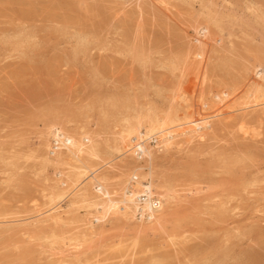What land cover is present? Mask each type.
<instances>
[{
	"label": "rangeland",
	"instance_id": "374dc122",
	"mask_svg": "<svg viewBox=\"0 0 264 264\" xmlns=\"http://www.w3.org/2000/svg\"><path fill=\"white\" fill-rule=\"evenodd\" d=\"M209 10L223 14V28ZM200 25L222 55L206 73L185 69L200 61L186 52ZM254 54L264 59V0H0V264H209L229 248L228 263L264 264V96L252 108L247 96L262 81ZM230 87L236 110L192 142L156 151V190L168 181L178 210L167 229L139 230L123 213L103 219L80 188L57 204L62 220H46L50 190L74 179L40 157L51 116L78 137L92 133L100 157L90 165L113 188L130 182L134 163L116 149L121 134L152 114L181 122L205 102L214 112L215 93Z\"/></svg>",
	"mask_w": 264,
	"mask_h": 264
},
{
	"label": "bare ground",
	"instance_id": "6f19581e",
	"mask_svg": "<svg viewBox=\"0 0 264 264\" xmlns=\"http://www.w3.org/2000/svg\"><path fill=\"white\" fill-rule=\"evenodd\" d=\"M229 16L231 17V15ZM222 17L223 14H221L219 11L209 10L206 18L207 21H210L209 23L211 22L216 24L219 23L220 24L219 26H222L223 28V24H221ZM199 27H200L199 29H197L198 27L195 28L196 29L195 31L197 32L198 36L201 33L202 35H200L199 38L197 39L194 38L196 39L197 42L195 43L193 42L194 44L193 46L189 45V48L187 49L186 52L188 55L187 57L192 58V56H194L195 58H199L198 60L200 61H198L197 64L190 63L189 68H187L188 66L187 65L185 69L191 70L193 68H197L198 66H201L204 72L206 73L208 72V67H209L208 65L211 62L212 57L218 55L221 50L212 47L209 44V40L213 38L212 31L209 28V26L200 25ZM195 48L199 50L195 51ZM221 56L222 55H220L219 57ZM217 57L215 56V58ZM252 58L253 60L250 65L255 69L256 76L262 79V81H255L256 84L254 85L252 84L253 82L251 83L254 87L252 91L250 89V92L247 94V96L255 98L256 101L253 102L251 106L248 105L247 106L248 108L249 106L250 108H252L262 105L263 103L259 102V99L257 98L260 97V93H263L264 96V83H263L264 59L261 58L258 54L257 55L254 54ZM192 60L194 59L192 58ZM183 71L185 72V70ZM181 76H185L184 73ZM230 90L231 92H229L228 90H224L221 94L215 93L214 98L218 99V101L217 100L213 101L215 108L217 105V109L214 112L210 110L211 112L205 113L204 107L210 109L209 107L210 105L208 102H205V104L201 103V106H199V110L197 114L187 117L186 120L181 122H178V120L180 119L176 120V118L173 117L175 114L172 111L166 112L163 115H155L156 113L154 114L155 116H152L153 114L151 116L149 115V117L145 119L146 121L143 119V117L140 116L141 117L140 121L135 122L136 124L139 123V125L137 124L138 125L137 126L136 124H133L132 126L134 128L131 127L128 129L129 131H126V134L129 137H127V135L124 133L121 134L120 139L117 142L118 145L116 147L120 157L132 156V158L134 159V163L130 165L127 164L129 167V171H132L129 177L130 182L126 184L117 183L116 187L113 186V188H110L107 185L109 183V182L107 183V181H109L108 176H106L103 173H100L102 167L93 168V166L90 165L91 158L100 157V153H99L100 145L98 144L99 145L98 147V145L96 144L98 142H96L92 133L82 131L83 133H80L78 137L77 133H72V132L70 133L68 132L70 130H66L67 129L66 127L68 126L67 124H69L68 123L69 120L67 118L60 117V115L58 114L51 116L46 122L48 131L42 132L43 136H41L42 137L41 144L45 148V150L43 149L44 151L43 150L41 151L43 153L40 154V157L42 158L43 163L45 164L53 163V164L67 165L70 168L71 172L73 173L74 179H71L70 188L67 191H65V189L58 188L59 186L53 188V190L51 191L50 189H52L53 185L52 187L50 186L51 188L49 190L51 192L50 193L51 196L49 195V197L52 202V207L49 210L52 211L53 215H50L49 214L50 212L45 211V213H48L46 220L52 219L49 221L55 220V223L56 221L59 222L60 220H62L61 212L60 213L56 212L57 204L61 202V200H64L66 197L70 196L77 189L80 188L81 190H83L81 192L83 193L81 198L84 197L83 200L85 201L89 200V203H91V205L97 209L98 213H100L103 219L105 218V216L110 214L122 215L123 213L129 220L136 221L137 223L136 227H138L139 230L150 229V228L165 229L167 223L170 221V218L173 216L177 208L175 209L173 207L175 203L174 201L175 197L173 196L170 197L169 196L170 194H167L170 192V188H171V186L170 188L168 187V185L170 184L168 183V181H166L165 183L164 182L159 183L158 187H160V189L163 190L162 194H160L156 190L155 186L157 185L156 182L158 181L157 179L158 177L155 176L157 172H155L154 169L155 157L156 154H158L156 153V151L158 152L159 151L164 152L165 150L167 151L171 147H174L178 142H181L179 140H184L185 143L192 142L195 138H198V136H201L203 133L205 134L206 132H208L209 129L211 130L213 126L212 119L236 110L233 109L232 106L230 107L229 104H226V100L230 95H232L233 93L234 95H236L235 90H233V88H231ZM178 91L180 92V90ZM236 93L238 94V92ZM176 95L180 96L181 94L176 93ZM176 95H174V97H177ZM174 97L172 99L176 100L177 98ZM231 97H229L228 100H230ZM236 99L237 98H234V100ZM201 100L202 101L204 100V96L202 97V94L200 101ZM225 104L226 106L229 105L228 108L230 107V110H226L225 109L226 107L224 108ZM213 108L214 107H212L211 109ZM134 125H136V129H138L137 132L133 131L135 130ZM64 173L65 172L61 171L58 174L62 176L64 175ZM159 178L161 179V176ZM166 180H170V179H166ZM133 181L135 183H133ZM62 184L64 185L67 183L62 182ZM100 192L102 193V195L99 194ZM144 195H147V197L150 199L146 198L144 200L143 199ZM154 199L158 201L157 202L158 205L156 207L153 204ZM41 214L43 216L44 212L39 213L38 217L41 216ZM177 214L175 216H177ZM37 221L40 222L38 218ZM20 229L22 231L27 230V228L24 225L21 226ZM139 230L138 232H140ZM88 233L89 235H91L89 231H87V234ZM232 250L233 249L229 248V250L227 249L225 251H222V253L221 251L214 252L213 257L211 256V258L208 259V261H210L209 264H219V262L220 264L221 263L242 264L237 259H235L233 262L230 263L227 262V257ZM166 255L167 254H165L164 256ZM169 255L170 253L167 256L169 257ZM193 255L197 256V252L195 253L193 252ZM188 256H190V253L188 254ZM258 260L259 259L253 260L254 262L252 264L258 263L257 262Z\"/></svg>",
	"mask_w": 264,
	"mask_h": 264
},
{
	"label": "built area",
	"instance_id": "2783aa9c",
	"mask_svg": "<svg viewBox=\"0 0 264 264\" xmlns=\"http://www.w3.org/2000/svg\"><path fill=\"white\" fill-rule=\"evenodd\" d=\"M146 198H147V199H150V198L147 197V195H144V196H143V199L145 200ZM155 198H156V197H155ZM157 202H158L157 200H155V199L153 200V204H154L155 207L158 205Z\"/></svg>",
	"mask_w": 264,
	"mask_h": 264
}]
</instances>
